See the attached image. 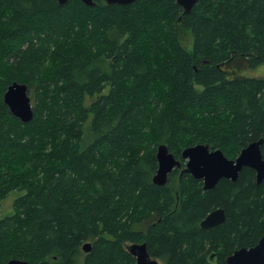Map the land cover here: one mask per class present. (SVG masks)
Here are the masks:
<instances>
[{
	"label": "trees",
	"instance_id": "obj_1",
	"mask_svg": "<svg viewBox=\"0 0 264 264\" xmlns=\"http://www.w3.org/2000/svg\"><path fill=\"white\" fill-rule=\"evenodd\" d=\"M96 1L0 0V207L19 194L0 217V264H135L134 242L159 264H226L264 234V180L245 167L205 189L182 151L236 158L264 139V76L239 69L264 64V0L188 14L176 0ZM14 81L36 99L30 121L3 101ZM160 144L183 164L166 185L153 182ZM218 207L225 221L201 227Z\"/></svg>",
	"mask_w": 264,
	"mask_h": 264
},
{
	"label": "water",
	"instance_id": "obj_2",
	"mask_svg": "<svg viewBox=\"0 0 264 264\" xmlns=\"http://www.w3.org/2000/svg\"><path fill=\"white\" fill-rule=\"evenodd\" d=\"M69 0H58L60 4H67ZM89 6H97L96 0H81ZM107 4L127 5L136 0H104ZM183 7L184 14L193 10L198 0H176ZM4 103L9 107L10 112L22 121H30L35 113L32 103L31 90L26 83L14 81L4 93ZM261 138L250 142L245 146L236 158H229L222 149H211L207 143H198L186 147L182 151V158L185 160L184 171L189 172L197 179L204 181V188L211 189L216 186L222 178L236 181L241 170L245 167L253 168L256 171L257 183L264 180V157L262 153ZM158 169L153 175V182L158 185H166L170 173L176 167H183L182 161L175 157L166 144H160L157 148ZM226 219V211L218 207L201 221V227L212 228L223 223ZM91 242L83 245V250L89 252ZM128 250L136 257L135 264H159V260L151 256L146 242H134L127 245ZM7 264H30L28 260L12 258ZM226 264H264V234L258 243L251 247H240L226 258Z\"/></svg>",
	"mask_w": 264,
	"mask_h": 264
},
{
	"label": "rangeland",
	"instance_id": "obj_3",
	"mask_svg": "<svg viewBox=\"0 0 264 264\" xmlns=\"http://www.w3.org/2000/svg\"><path fill=\"white\" fill-rule=\"evenodd\" d=\"M179 32H180L181 43L183 44L185 48L191 50L193 48L192 34L189 31L184 30L183 28H180ZM239 69L242 70L245 74H247V76H252V77L264 76V64L258 67H255V68H249L247 66L243 67L241 65ZM3 101H4V94H3ZM32 103L36 109V99L35 98H32ZM18 195H19L18 192H12L8 195V197L3 199L1 203V207H0V217H3L13 212V203H14L15 198ZM211 259H213L214 262H216L217 260L216 257H212Z\"/></svg>",
	"mask_w": 264,
	"mask_h": 264
}]
</instances>
